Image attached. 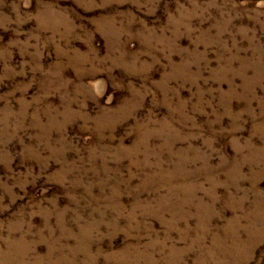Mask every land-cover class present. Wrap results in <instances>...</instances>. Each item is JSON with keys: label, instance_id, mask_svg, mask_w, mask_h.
Returning a JSON list of instances; mask_svg holds the SVG:
<instances>
[{"label": "rangeland", "instance_id": "obj_1", "mask_svg": "<svg viewBox=\"0 0 264 264\" xmlns=\"http://www.w3.org/2000/svg\"><path fill=\"white\" fill-rule=\"evenodd\" d=\"M0 264H264V0H0Z\"/></svg>", "mask_w": 264, "mask_h": 264}]
</instances>
